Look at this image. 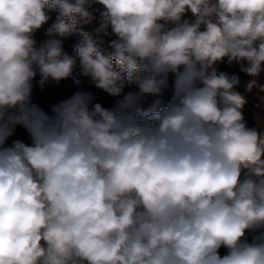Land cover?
<instances>
[{
	"label": "clouds",
	"instance_id": "1",
	"mask_svg": "<svg viewBox=\"0 0 264 264\" xmlns=\"http://www.w3.org/2000/svg\"><path fill=\"white\" fill-rule=\"evenodd\" d=\"M93 4L110 54L82 30ZM77 58L122 98L33 103L37 74L74 77ZM224 58L264 93V0H0V264H264V131L247 126ZM17 126L30 144L8 145Z\"/></svg>",
	"mask_w": 264,
	"mask_h": 264
},
{
	"label": "trees",
	"instance_id": "2",
	"mask_svg": "<svg viewBox=\"0 0 264 264\" xmlns=\"http://www.w3.org/2000/svg\"><path fill=\"white\" fill-rule=\"evenodd\" d=\"M93 12L94 19L90 23H86L82 25V30L88 31L94 38L98 47L102 48L105 53L110 54L112 49L109 47L110 42L115 40L116 37L111 32V27L108 28V34L105 35L104 33H97L95 31L96 28L99 27L101 22V12L103 11V6L99 4H93L90 8ZM58 15L57 11L50 12L51 19L48 21L47 24L43 25L41 29H39L35 33V40L38 44L43 43L48 37L45 35V30L55 22V18ZM82 40V37L79 34L72 35L70 37L64 38L63 40V48L64 51L67 52L69 55H75L73 52V48ZM239 67L241 70L240 64L232 63L229 64L227 58H224L223 62H218L216 64V68L219 67ZM38 72V70H37ZM80 68H79V59L77 58V67L74 71V77H70L67 79L61 80L59 83L49 79L41 86L38 82L40 81L41 77L39 73L33 80V92H32V101L39 105L45 111L50 113L51 106L55 105L56 103L71 97L78 91L90 92L94 96L93 103H100L102 106L106 108H111L116 103L118 99L121 97H112L102 89H98L95 87L94 83L91 81L89 77H84L79 75ZM241 84L237 87V91L240 92L242 95L245 96L247 103L245 104L242 112L244 116V120L247 123L249 128H257L259 131H264V105L258 107L257 105L260 103L258 100V95H264V93H258L256 89H253L252 92H246L245 87L246 84L252 79V77L245 74L241 71ZM76 79L81 81L80 84L75 82ZM172 80V76L170 75V82ZM259 83L264 84V72H262L258 78ZM131 91H138L136 84H128L126 82V86L123 89V94H126ZM122 94V95H123ZM172 95L171 90L169 89L166 91L162 96H146L145 100L142 104V107L145 110L153 109L156 106V102L160 101L161 105H166L167 102L170 100ZM51 114V113H50ZM22 140L25 143H31L30 137L28 136L27 132L24 130L22 126H17L15 134L9 138L8 145H11L13 140ZM248 240L251 241L252 235L254 233H247ZM225 252L224 249H221V253Z\"/></svg>",
	"mask_w": 264,
	"mask_h": 264
},
{
	"label": "rangeland",
	"instance_id": "3",
	"mask_svg": "<svg viewBox=\"0 0 264 264\" xmlns=\"http://www.w3.org/2000/svg\"><path fill=\"white\" fill-rule=\"evenodd\" d=\"M191 17V14L188 13V15L185 17V18H190ZM218 71H222V72H226L228 73L229 75H232V74H236L239 76V79H240V84H241V70L239 69V67L235 66V67H219L217 68Z\"/></svg>",
	"mask_w": 264,
	"mask_h": 264
}]
</instances>
